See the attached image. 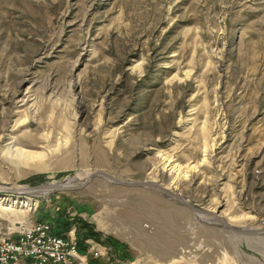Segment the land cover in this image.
<instances>
[{
  "label": "rangeland",
  "instance_id": "obj_1",
  "mask_svg": "<svg viewBox=\"0 0 264 264\" xmlns=\"http://www.w3.org/2000/svg\"><path fill=\"white\" fill-rule=\"evenodd\" d=\"M94 170L208 212L95 176L0 194V231L62 212L127 243L90 262L264 264L233 237L264 236V0H0V185Z\"/></svg>",
  "mask_w": 264,
  "mask_h": 264
},
{
  "label": "built area",
  "instance_id": "obj_2",
  "mask_svg": "<svg viewBox=\"0 0 264 264\" xmlns=\"http://www.w3.org/2000/svg\"><path fill=\"white\" fill-rule=\"evenodd\" d=\"M94 258L104 257L102 248ZM84 252L64 242L47 220H35L19 227L12 236L0 231V264H79ZM88 264V263H87Z\"/></svg>",
  "mask_w": 264,
  "mask_h": 264
},
{
  "label": "water",
  "instance_id": "obj_3",
  "mask_svg": "<svg viewBox=\"0 0 264 264\" xmlns=\"http://www.w3.org/2000/svg\"><path fill=\"white\" fill-rule=\"evenodd\" d=\"M95 176H101V177H106L107 179L115 182V183H120V184H125L127 186H132V185H137V186H152L158 188L160 191H163L167 193L169 196H171L173 199H177L186 206H188L190 209L194 210L195 212L199 213H205L208 212L207 210L200 209L198 207L193 206L192 204H188L186 200L181 197L177 196L175 193L169 191L168 188H166L163 185H159L157 182L153 180H146V181H132V182H127L119 179L118 177H114L113 175L109 174L106 171L102 170H94L88 173V176L86 179H84L82 184H74L73 186H69L64 184L65 179L61 180L60 182H54L53 184L47 183L45 185H17V186H11V185H0V194L5 195V194H21L22 196H46L47 194L59 192L60 190L65 191V190H75L76 188L82 187L84 184L89 182L90 179H92ZM228 228V225H226ZM232 229V228H231ZM236 230V229H235ZM254 232V230H252ZM249 232V231H247Z\"/></svg>",
  "mask_w": 264,
  "mask_h": 264
},
{
  "label": "trees",
  "instance_id": "obj_4",
  "mask_svg": "<svg viewBox=\"0 0 264 264\" xmlns=\"http://www.w3.org/2000/svg\"><path fill=\"white\" fill-rule=\"evenodd\" d=\"M57 215L59 216V219L61 221L54 220L55 227L53 226L51 219L47 218V220L51 223L56 233L60 235L63 234V238L68 239V236L67 237L65 236L66 235L65 232L67 231V228L70 226V221L63 218L64 214L62 212L61 213L58 212ZM40 220H44V219H40ZM76 233H77L76 243L79 250L82 252H85L87 250L88 243H85V240L87 238H94L95 240L103 244L107 243L113 245V247H115V250H117V248L120 245L127 246V243H124L123 241H118L112 235H106L105 237H102V232L96 229L94 224L89 221H85V220L81 221L78 225V229L76 230ZM99 260H100L99 258H91V264H103Z\"/></svg>",
  "mask_w": 264,
  "mask_h": 264
},
{
  "label": "bare ground",
  "instance_id": "obj_5",
  "mask_svg": "<svg viewBox=\"0 0 264 264\" xmlns=\"http://www.w3.org/2000/svg\"><path fill=\"white\" fill-rule=\"evenodd\" d=\"M87 176L88 175H85L84 177L83 176L80 177L79 175H75L74 178H70V179L65 180L64 184L69 185V186H73L74 184H76V181H78L79 179H86ZM0 200H2V199H0ZM23 203H25V201ZM198 214H200V213H198ZM199 218H201V220L204 219V221H209V219H206L205 217H203L201 215L199 216ZM242 230L243 229H241V231ZM254 232H258V230H254ZM252 234H254V233H252ZM255 234H257V233H255ZM233 237L237 241L241 242V244L245 243V245H248L249 248H257L258 249L259 247H262V244L264 245V239H262V238H264V236H259V235L258 236H248V235L235 236V235H233ZM64 242L67 243L69 246H75L76 248H78L77 243L72 238H68V239L64 238ZM102 254H103V252H102ZM85 257H86V255H85ZM79 264H86V263L84 261H79Z\"/></svg>",
  "mask_w": 264,
  "mask_h": 264
},
{
  "label": "crops",
  "instance_id": "obj_6",
  "mask_svg": "<svg viewBox=\"0 0 264 264\" xmlns=\"http://www.w3.org/2000/svg\"><path fill=\"white\" fill-rule=\"evenodd\" d=\"M95 249H100V248H93V250H91L90 252H93V251H95ZM93 254H95V252H93ZM88 255H91V254H89L88 253ZM88 255H86V260L87 261H84L86 264L88 263V264H91V262L88 260ZM93 258V257H92ZM103 257H100L99 259L101 260Z\"/></svg>",
  "mask_w": 264,
  "mask_h": 264
}]
</instances>
